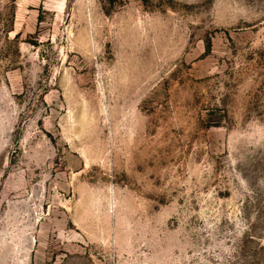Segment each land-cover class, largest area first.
I'll use <instances>...</instances> for the list:
<instances>
[{
  "label": "rangeland",
  "instance_id": "rangeland-1",
  "mask_svg": "<svg viewBox=\"0 0 264 264\" xmlns=\"http://www.w3.org/2000/svg\"><path fill=\"white\" fill-rule=\"evenodd\" d=\"M0 264H264V0H0Z\"/></svg>",
  "mask_w": 264,
  "mask_h": 264
}]
</instances>
